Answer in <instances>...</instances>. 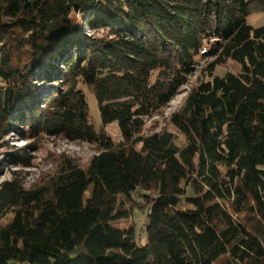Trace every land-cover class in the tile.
<instances>
[{
    "label": "trees",
    "instance_id": "trees-1",
    "mask_svg": "<svg viewBox=\"0 0 264 264\" xmlns=\"http://www.w3.org/2000/svg\"><path fill=\"white\" fill-rule=\"evenodd\" d=\"M253 12L264 0H0V264H264V24L247 22ZM229 60L241 70L216 75ZM180 91L163 126H148ZM50 137L94 153L86 164L45 153L54 168L29 186L5 176L35 165Z\"/></svg>",
    "mask_w": 264,
    "mask_h": 264
},
{
    "label": "rangeland",
    "instance_id": "rangeland-1",
    "mask_svg": "<svg viewBox=\"0 0 264 264\" xmlns=\"http://www.w3.org/2000/svg\"><path fill=\"white\" fill-rule=\"evenodd\" d=\"M247 22L253 26H260L264 24V12H253L249 14L246 18ZM202 64V63H201ZM241 70V64L229 60L225 64L218 66L216 68L215 74L222 76L224 75L227 71H232V72H238ZM193 81V78L191 79ZM85 95L88 103V109H89V120L93 124V126L96 129H99L101 124H100V118H99V112H98V106H97V101L95 99V96L92 91L85 89ZM184 97V93L180 91V93L170 102V104L162 110L161 113L158 115H155L153 118H151L147 124L148 126L151 125L153 121L159 124L158 127L163 126L164 121L166 118L170 115V113L175 110L180 102L182 101V98ZM106 132L108 135L114 139V140H119L121 138L120 136V131L118 128V124L116 121H112L104 126ZM22 138H19L12 132H9V140L12 145L15 146H20L26 143L25 140H20ZM44 148H41L40 151L36 152V164L32 165L30 167H9L5 171V176L10 177L9 171L15 170L18 172L20 177H22V181L26 186L31 185L37 179L40 177V175L44 172H49L53 170L54 165L51 162L50 159L44 160L43 157L46 154H49L50 157H52L54 154L55 156L65 154L68 155L72 158L77 159L80 161L82 164H86L89 160V158L92 156L94 153L93 147L83 143V142H74V141H68L65 140L61 137H50V138H45L44 143H43ZM90 188H88L83 195V198L85 199L88 194H89ZM12 217V212H9L1 221L2 224L7 223ZM132 219V218H130ZM134 221H129V222H134L136 226V234H135V241L139 244H144L146 242V234L144 229H141L143 220H144V214L139 215L137 212H134L133 216ZM112 225L118 226V227H127L129 225L126 220H112L111 221ZM218 264V263H215Z\"/></svg>",
    "mask_w": 264,
    "mask_h": 264
}]
</instances>
